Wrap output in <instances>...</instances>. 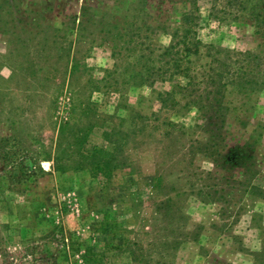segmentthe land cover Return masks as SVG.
Masks as SVG:
<instances>
[{
    "label": "rangeland",
    "instance_id": "obj_1",
    "mask_svg": "<svg viewBox=\"0 0 264 264\" xmlns=\"http://www.w3.org/2000/svg\"><path fill=\"white\" fill-rule=\"evenodd\" d=\"M259 1L0 0V264H264Z\"/></svg>",
    "mask_w": 264,
    "mask_h": 264
},
{
    "label": "trees",
    "instance_id": "obj_2",
    "mask_svg": "<svg viewBox=\"0 0 264 264\" xmlns=\"http://www.w3.org/2000/svg\"><path fill=\"white\" fill-rule=\"evenodd\" d=\"M258 1L257 3H254ZM253 0V4H252V8H253V11L255 12L256 11V8L258 7V11L261 13L262 12V9H261V2L259 0ZM248 2V1H247ZM191 13H186L185 16H184V23L185 24H189V21H190V18L192 17V15H190ZM178 44L177 40H175V38L171 41L170 43V47L166 49V52L169 53L170 51H172V48L173 47H176V45ZM186 49L189 51L191 50L190 47L188 45H186ZM212 68V67H211Z\"/></svg>",
    "mask_w": 264,
    "mask_h": 264
},
{
    "label": "crops",
    "instance_id": "obj_3",
    "mask_svg": "<svg viewBox=\"0 0 264 264\" xmlns=\"http://www.w3.org/2000/svg\"><path fill=\"white\" fill-rule=\"evenodd\" d=\"M6 35L0 34V52L5 51L8 48V37Z\"/></svg>",
    "mask_w": 264,
    "mask_h": 264
}]
</instances>
